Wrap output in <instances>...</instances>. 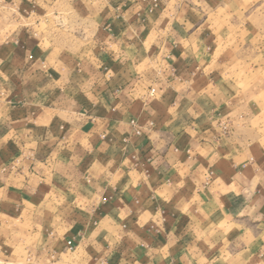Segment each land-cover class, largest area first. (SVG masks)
<instances>
[{"label": "crops", "instance_id": "0c3cea01", "mask_svg": "<svg viewBox=\"0 0 264 264\" xmlns=\"http://www.w3.org/2000/svg\"><path fill=\"white\" fill-rule=\"evenodd\" d=\"M0 253L264 264V0H0Z\"/></svg>", "mask_w": 264, "mask_h": 264}, {"label": "rangeland", "instance_id": "374dc122", "mask_svg": "<svg viewBox=\"0 0 264 264\" xmlns=\"http://www.w3.org/2000/svg\"><path fill=\"white\" fill-rule=\"evenodd\" d=\"M1 254V253H0ZM0 264H69L67 262L64 261H60V260H54L52 262H48V263H38L35 262L29 258H27V256L21 257L19 259H6L3 256H0Z\"/></svg>", "mask_w": 264, "mask_h": 264}, {"label": "built area", "instance_id": "2783aa9c", "mask_svg": "<svg viewBox=\"0 0 264 264\" xmlns=\"http://www.w3.org/2000/svg\"><path fill=\"white\" fill-rule=\"evenodd\" d=\"M155 4H157L158 3V0H152ZM151 93H155V90L153 89L152 91H151ZM219 126L222 128V132L224 133V134H227L228 132H229V129H228V124H227V122H219ZM69 245H71V243H69Z\"/></svg>", "mask_w": 264, "mask_h": 264}]
</instances>
